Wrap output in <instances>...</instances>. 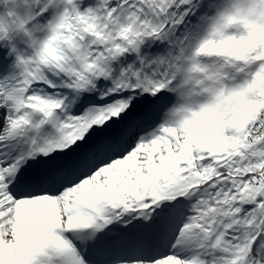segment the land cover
Masks as SVG:
<instances>
[{"label": "snow or ice", "instance_id": "obj_1", "mask_svg": "<svg viewBox=\"0 0 264 264\" xmlns=\"http://www.w3.org/2000/svg\"><path fill=\"white\" fill-rule=\"evenodd\" d=\"M0 264H264V0H0Z\"/></svg>", "mask_w": 264, "mask_h": 264}]
</instances>
